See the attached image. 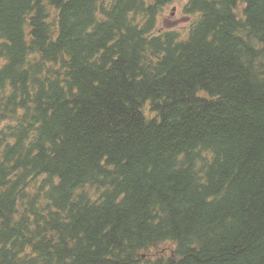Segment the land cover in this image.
Instances as JSON below:
<instances>
[{
	"label": "trees",
	"instance_id": "trees-1",
	"mask_svg": "<svg viewBox=\"0 0 264 264\" xmlns=\"http://www.w3.org/2000/svg\"><path fill=\"white\" fill-rule=\"evenodd\" d=\"M0 264H264V0H0Z\"/></svg>",
	"mask_w": 264,
	"mask_h": 264
},
{
	"label": "rangeland",
	"instance_id": "rangeland-1",
	"mask_svg": "<svg viewBox=\"0 0 264 264\" xmlns=\"http://www.w3.org/2000/svg\"><path fill=\"white\" fill-rule=\"evenodd\" d=\"M183 16H185V19L183 18ZM171 17H172V14L167 12L165 19L166 20L169 18L172 19L173 22H171V23H172V25H173V23H175V26H188L192 23L191 18L187 17L186 14H184V13L177 12L176 15L173 16V18H171Z\"/></svg>",
	"mask_w": 264,
	"mask_h": 264
}]
</instances>
